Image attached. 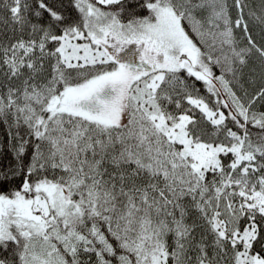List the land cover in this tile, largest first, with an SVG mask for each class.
Returning a JSON list of instances; mask_svg holds the SVG:
<instances>
[{
	"label": "snow or ice",
	"instance_id": "1",
	"mask_svg": "<svg viewBox=\"0 0 264 264\" xmlns=\"http://www.w3.org/2000/svg\"><path fill=\"white\" fill-rule=\"evenodd\" d=\"M0 264H264V0H0Z\"/></svg>",
	"mask_w": 264,
	"mask_h": 264
},
{
	"label": "trees",
	"instance_id": "2",
	"mask_svg": "<svg viewBox=\"0 0 264 264\" xmlns=\"http://www.w3.org/2000/svg\"><path fill=\"white\" fill-rule=\"evenodd\" d=\"M3 135V131H2V129H0V136H2Z\"/></svg>",
	"mask_w": 264,
	"mask_h": 264
}]
</instances>
